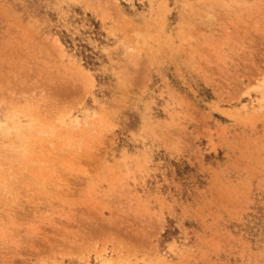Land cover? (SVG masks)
<instances>
[{
	"label": "rangeland",
	"instance_id": "obj_1",
	"mask_svg": "<svg viewBox=\"0 0 264 264\" xmlns=\"http://www.w3.org/2000/svg\"><path fill=\"white\" fill-rule=\"evenodd\" d=\"M0 264H264V0H0Z\"/></svg>",
	"mask_w": 264,
	"mask_h": 264
},
{
	"label": "trees",
	"instance_id": "obj_2",
	"mask_svg": "<svg viewBox=\"0 0 264 264\" xmlns=\"http://www.w3.org/2000/svg\"><path fill=\"white\" fill-rule=\"evenodd\" d=\"M62 42L67 45L69 48H73L72 42L65 37V39L62 40ZM76 50H77V54L82 58L84 64L86 66H91V65H96L94 63V59L90 54H87L86 51L84 50V46L83 45H76Z\"/></svg>",
	"mask_w": 264,
	"mask_h": 264
}]
</instances>
